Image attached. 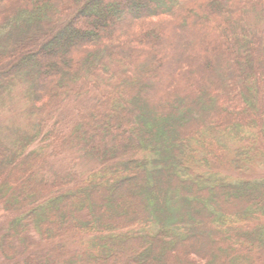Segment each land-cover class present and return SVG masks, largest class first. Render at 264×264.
Wrapping results in <instances>:
<instances>
[{
  "label": "trees",
  "instance_id": "obj_1",
  "mask_svg": "<svg viewBox=\"0 0 264 264\" xmlns=\"http://www.w3.org/2000/svg\"><path fill=\"white\" fill-rule=\"evenodd\" d=\"M0 212V264H264V0H0Z\"/></svg>",
  "mask_w": 264,
  "mask_h": 264
},
{
  "label": "rangeland",
  "instance_id": "obj_2",
  "mask_svg": "<svg viewBox=\"0 0 264 264\" xmlns=\"http://www.w3.org/2000/svg\"><path fill=\"white\" fill-rule=\"evenodd\" d=\"M107 209V211H109V212H111L112 214H115V213H113L114 211H112L111 209H110V207H108V204H106V206H105ZM116 212V211H115ZM119 213H124V212H119ZM0 216H1V212H0ZM200 232H198V234H199Z\"/></svg>",
  "mask_w": 264,
  "mask_h": 264
}]
</instances>
